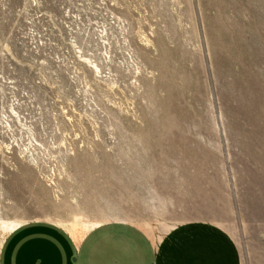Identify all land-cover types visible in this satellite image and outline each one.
Instances as JSON below:
<instances>
[{"label":"rangeland","instance_id":"374dc122","mask_svg":"<svg viewBox=\"0 0 264 264\" xmlns=\"http://www.w3.org/2000/svg\"><path fill=\"white\" fill-rule=\"evenodd\" d=\"M37 220L264 264V0H0V253Z\"/></svg>","mask_w":264,"mask_h":264},{"label":"crops","instance_id":"0c3cea01","mask_svg":"<svg viewBox=\"0 0 264 264\" xmlns=\"http://www.w3.org/2000/svg\"><path fill=\"white\" fill-rule=\"evenodd\" d=\"M0 264H241V258L232 237L212 223H184L156 240L125 221L83 232L37 220L10 232Z\"/></svg>","mask_w":264,"mask_h":264}]
</instances>
